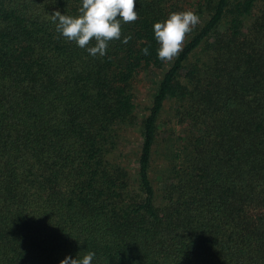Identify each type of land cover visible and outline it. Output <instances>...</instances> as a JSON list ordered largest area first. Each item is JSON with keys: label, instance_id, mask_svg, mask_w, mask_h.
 Listing matches in <instances>:
<instances>
[{"label": "trees", "instance_id": "16d2710c", "mask_svg": "<svg viewBox=\"0 0 264 264\" xmlns=\"http://www.w3.org/2000/svg\"><path fill=\"white\" fill-rule=\"evenodd\" d=\"M81 7L0 0V264H264V0H136L103 57L52 21ZM187 10L161 61L154 23Z\"/></svg>", "mask_w": 264, "mask_h": 264}, {"label": "clouds", "instance_id": "9594fccd", "mask_svg": "<svg viewBox=\"0 0 264 264\" xmlns=\"http://www.w3.org/2000/svg\"><path fill=\"white\" fill-rule=\"evenodd\" d=\"M80 14L76 17L52 13V21L57 23V31L69 41H75L80 48H87L95 57L106 54L109 42L119 40L122 35L121 23H132L139 19L136 0H82ZM200 22L199 16L192 10L173 12L161 22L154 23L155 39L159 44L157 50L161 61L169 62L177 57L184 47L187 35ZM132 39L124 36L123 43ZM95 40V46L88 47ZM144 55L148 48L142 49ZM94 252L87 253L82 259L65 257L60 264H92Z\"/></svg>", "mask_w": 264, "mask_h": 264}, {"label": "rangeland", "instance_id": "374dc122", "mask_svg": "<svg viewBox=\"0 0 264 264\" xmlns=\"http://www.w3.org/2000/svg\"><path fill=\"white\" fill-rule=\"evenodd\" d=\"M138 80L139 84L137 85L136 91L137 102L135 105V112L138 115L137 117L139 118L142 113L146 112L147 105L149 104L150 94L152 92L153 82L151 81V76L149 74L146 76H139ZM126 134H128V141L126 143V146L124 147L125 154H127L124 162L129 168V171L133 173L136 165L134 157L139 145V135L137 132V127L134 126L132 128H129L128 133ZM161 156L162 155H159V152L155 153V160L152 162L153 166H156L155 168L161 166Z\"/></svg>", "mask_w": 264, "mask_h": 264}]
</instances>
